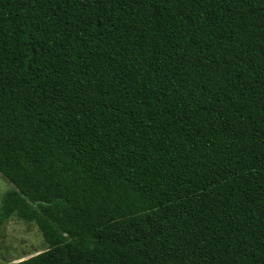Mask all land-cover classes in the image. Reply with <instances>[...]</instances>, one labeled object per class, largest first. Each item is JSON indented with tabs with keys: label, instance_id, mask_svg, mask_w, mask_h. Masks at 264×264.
<instances>
[{
	"label": "trees",
	"instance_id": "1",
	"mask_svg": "<svg viewBox=\"0 0 264 264\" xmlns=\"http://www.w3.org/2000/svg\"><path fill=\"white\" fill-rule=\"evenodd\" d=\"M0 176L4 264H264V0H0Z\"/></svg>",
	"mask_w": 264,
	"mask_h": 264
},
{
	"label": "rangeland",
	"instance_id": "2",
	"mask_svg": "<svg viewBox=\"0 0 264 264\" xmlns=\"http://www.w3.org/2000/svg\"><path fill=\"white\" fill-rule=\"evenodd\" d=\"M10 188L11 185L0 176V196ZM3 232L0 242L5 250L0 248V264L15 263L17 258L27 259L46 248L36 229L26 230L22 224L10 221L3 227Z\"/></svg>",
	"mask_w": 264,
	"mask_h": 264
}]
</instances>
